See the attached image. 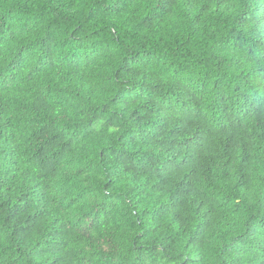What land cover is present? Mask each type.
Returning <instances> with one entry per match:
<instances>
[{"label":"trees","instance_id":"1","mask_svg":"<svg viewBox=\"0 0 264 264\" xmlns=\"http://www.w3.org/2000/svg\"><path fill=\"white\" fill-rule=\"evenodd\" d=\"M0 264H264V0H0Z\"/></svg>","mask_w":264,"mask_h":264}]
</instances>
